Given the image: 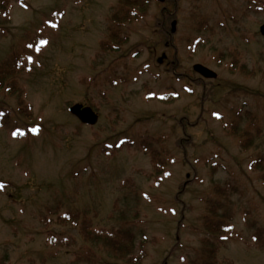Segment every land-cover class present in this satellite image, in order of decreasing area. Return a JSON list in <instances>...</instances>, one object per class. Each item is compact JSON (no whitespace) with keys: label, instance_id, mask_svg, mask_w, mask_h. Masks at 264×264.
Segmentation results:
<instances>
[{"label":"rangeland","instance_id":"1","mask_svg":"<svg viewBox=\"0 0 264 264\" xmlns=\"http://www.w3.org/2000/svg\"><path fill=\"white\" fill-rule=\"evenodd\" d=\"M23 4L0 5V65L26 52L6 84L16 91L0 89L11 116L0 127V264H128L131 255L82 237L86 216L96 230L133 236L141 264H191L208 237L206 200L226 202L217 191L226 183L239 238L219 260L264 264V169L250 166L264 158V0H152L116 51L101 44L118 0ZM170 93L174 102L159 100ZM76 104L99 124L82 125L69 112ZM14 129L33 133L16 139ZM144 140L171 159L161 182ZM67 213L77 226L59 221Z\"/></svg>","mask_w":264,"mask_h":264},{"label":"trees","instance_id":"2","mask_svg":"<svg viewBox=\"0 0 264 264\" xmlns=\"http://www.w3.org/2000/svg\"><path fill=\"white\" fill-rule=\"evenodd\" d=\"M13 1L23 4L30 0ZM151 3L152 0H118L117 10L114 11L109 20L111 26L110 33L107 36L108 40L104 41L101 44V47L108 51L119 50L120 44H124L128 41V35L125 29L128 28L130 24L137 22L146 16ZM0 15H3V11H0ZM162 15L164 16V19L168 18V12L165 9L162 11ZM25 56L26 52L20 51L17 55L15 54L13 56L12 62L6 61L0 65V89H3L8 93L16 91V89H14V83H11V86L6 84L11 77H16V74L18 76V73L26 68H23L26 64ZM173 93L164 95L159 100L165 104L172 103L177 99V96H173ZM19 110L22 115H26L27 117L32 114L31 106L28 103H25L22 98L19 103ZM10 117L11 116L7 110L0 109V127L4 128L8 126L11 120ZM182 124H184L183 121ZM13 132L16 139L31 135L30 131H22L21 129H14ZM232 133L236 134V129L234 130L233 128ZM141 145L143 151L149 153L154 160L153 165L156 177L159 178L161 175H164L171 160L170 158L166 160L167 151H165L164 147H161L159 151L151 150L146 140L142 141ZM250 166L253 170L264 169V158L257 157L252 159ZM7 186L3 183V181L0 182V192H3ZM230 188L231 184L226 183L223 188H218L217 190L224 197H227L226 202L219 199L220 195H215L206 200L207 211L205 212L206 215L203 220L204 229L208 234V237L203 240V247L199 251L198 257L191 264H221L222 261L219 260L218 253L220 252L221 247L224 246L225 241L231 240V238L235 236L239 238L233 223L234 213L231 211L230 199L228 197V192L232 191V188ZM58 218L60 222H72L74 226H77L78 224V217H75L71 213H67L66 217L61 216ZM80 232L82 237L87 241L95 239L97 242H103V244L110 249L111 253L117 257L125 258L131 255L128 259V264H141V261H143L146 257V252L143 248H141L138 253L133 255V252L135 251L133 236L106 229L96 230L92 228L90 220L87 216L84 217L81 222ZM258 236L259 232L252 239H254L256 243H260L259 245L262 246V242H260V238ZM210 238H214L215 242H211ZM49 241L54 244V237L50 235Z\"/></svg>","mask_w":264,"mask_h":264},{"label":"water","instance_id":"3","mask_svg":"<svg viewBox=\"0 0 264 264\" xmlns=\"http://www.w3.org/2000/svg\"><path fill=\"white\" fill-rule=\"evenodd\" d=\"M163 2V0H160ZM171 34H175L176 33V28L177 27V22L174 21L171 24ZM260 33L262 34V36H264V25L260 28ZM166 58V55H163L160 59H159V63L160 65L163 63L164 59ZM194 69L195 72H197L199 75H201L203 78L205 79H217L218 75L213 72L212 70L201 66L200 64L195 65L194 67H192ZM70 114L75 116L80 122L81 124L84 125H88V126H95L97 124H99V115L91 108L88 106H83L82 104H76L73 105L70 109Z\"/></svg>","mask_w":264,"mask_h":264},{"label":"flooded vegetation","instance_id":"4","mask_svg":"<svg viewBox=\"0 0 264 264\" xmlns=\"http://www.w3.org/2000/svg\"><path fill=\"white\" fill-rule=\"evenodd\" d=\"M7 0H0V5H4ZM165 2H169V0H164Z\"/></svg>","mask_w":264,"mask_h":264}]
</instances>
